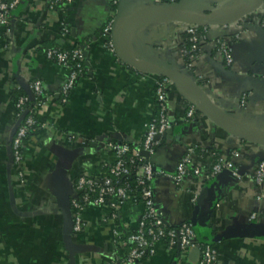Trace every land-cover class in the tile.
Returning <instances> with one entry per match:
<instances>
[{
	"label": "crops",
	"instance_id": "0c3cea01",
	"mask_svg": "<svg viewBox=\"0 0 264 264\" xmlns=\"http://www.w3.org/2000/svg\"><path fill=\"white\" fill-rule=\"evenodd\" d=\"M153 1L118 0L115 5L113 0H72L61 17L49 9L47 0H21L11 11L9 24L0 28V264H125L127 248L116 243L113 221L100 206L87 205L81 211L84 225L73 235L79 250L71 255L64 249L57 230L60 214L46 180L59 150L73 155L68 172L73 184L80 175L103 173L104 164L114 158L108 142L131 148L141 143L147 123L156 114L155 87L160 76L122 63L109 50L102 29L118 11L111 34L115 39L125 16ZM244 1L176 3L187 10L218 15ZM262 10L229 25L198 27L202 28L200 46L191 65L183 54L188 25L179 22L150 16L140 19L127 38L128 50L139 60L185 72L230 121L264 133ZM64 26L66 34H62ZM218 39L231 48L230 63L219 51ZM51 46H77L85 52L84 73L63 105L60 90L68 70L45 56ZM35 79L41 81L48 102L37 114L40 130L24 143L20 178L19 167L8 162L7 155L10 131L17 121L12 91ZM169 84L165 105L172 132L157 141L150 158L155 172L150 181L152 199L159 216L174 228L192 223L200 239L237 234L212 243L217 264H264V235L247 234L264 227V183L257 185L252 177L264 147L222 131L180 85L170 80ZM243 93L246 98L241 103ZM190 105L198 116L189 122ZM188 147H194L193 161L201 170L216 157L229 158L238 151L239 174L223 171L210 180L187 177L177 186L169 174ZM142 210L139 201L119 208L126 231L136 228ZM154 249L153 254L129 264H197L200 257L196 248L181 250L177 240L172 246L158 242Z\"/></svg>",
	"mask_w": 264,
	"mask_h": 264
},
{
	"label": "built area",
	"instance_id": "2783aa9c",
	"mask_svg": "<svg viewBox=\"0 0 264 264\" xmlns=\"http://www.w3.org/2000/svg\"><path fill=\"white\" fill-rule=\"evenodd\" d=\"M21 0H0V28L6 27L10 21L11 11L17 7ZM118 0H113L116 5ZM49 9L55 13L58 10L54 5H68L72 0H47ZM155 3H169L175 4L176 0H154ZM260 9H263L259 16L260 26L264 29V1ZM259 9V10H260ZM115 15L108 18L105 26L102 29V35L106 39V44L109 50L115 53L113 40L111 34L114 28ZM205 28V27H204ZM203 28V30H204ZM68 29L62 27V34H66ZM186 32L190 35L191 45L188 51L183 49V54L187 52L189 65L194 59L196 52H198L201 40V32L198 26L188 25ZM217 46L222 53L226 63L231 61V48L224 39H218ZM45 56L52 61L64 66L68 70V75L65 82L61 86L59 103L63 105L69 92L78 82L82 72V61L84 59L82 50L75 46L71 49H52L48 48L45 51ZM71 61V62H70ZM74 61V62H72ZM169 80L166 78H159L156 81L155 87V105L157 117H153L146 125L144 137L141 143L136 148H131L123 143L108 142L107 147L113 151L114 158L111 162H107L104 166L108 169L110 175L117 179L118 183H114L110 177L100 174L97 177L90 175H80L73 182V194L71 196V208L73 210L74 232H78L83 228V221L81 211L87 205H94L104 207L108 211V217L113 221L118 216L119 208L123 204L135 201L141 202L143 210L141 211L136 228L128 231L126 240L120 239L122 235L118 226L113 225V235L118 246L125 247L128 242L132 247L127 251V258L124 263H132L140 259L144 254H153L154 246L158 242L166 241L172 246L179 240L181 250L196 248L199 251V260L197 264H217L218 253L217 249L208 241H202L190 222H183L178 227L169 229L164 228L166 223L162 221L159 216L152 199V188L150 181L154 176V167L150 159L139 155L140 150H147L151 155L154 151L157 141L153 138L158 133H163L172 125L166 116V94L169 87ZM28 88L32 95L34 108L30 114L26 111L20 124L18 125L15 134L12 138L11 149L13 156V163L19 167L18 176L23 178V154L22 148L26 141L27 133L33 129L35 123H38V111L48 102V97L43 91L40 80L35 79L28 83ZM246 94L241 95V103H244ZM29 101L28 95H22L17 98L15 106V117L18 120L24 110L25 103ZM194 107L189 106L186 111V118L190 122L193 120ZM35 116V117H34ZM129 158L126 160L124 157ZM194 147H188L175 164L174 170L169 177L178 186L187 177L203 178V180H210L212 177L220 174L223 171H231L233 175H238L239 171L235 166V160L239 157L238 151H233L229 158L218 156L212 164L205 170H201L194 164L193 161ZM138 162L133 169L135 180L140 187V199L136 201L133 197V190L128 187L126 179L131 173V166L128 163H133L134 160ZM130 166V167H129ZM252 177L257 185L264 183V159L259 160L252 170ZM255 214L251 215L254 218ZM148 225V227H146Z\"/></svg>",
	"mask_w": 264,
	"mask_h": 264
},
{
	"label": "water",
	"instance_id": "95a60500",
	"mask_svg": "<svg viewBox=\"0 0 264 264\" xmlns=\"http://www.w3.org/2000/svg\"><path fill=\"white\" fill-rule=\"evenodd\" d=\"M263 0H245L240 5L230 9V11L223 14H212L204 12H195L192 10H187L182 8L177 3H155L150 2L149 4L143 6L141 9L131 12L125 16L124 21L120 24L116 38L113 39L115 54L119 60L134 68L137 71L143 73L156 74L160 77L166 78L173 83L180 85L191 97V102H193L201 111H203L209 120L222 131L235 136L243 141L249 142L254 145L264 147V133L250 130L246 127L237 125L230 121L226 116H224L215 104L212 102L211 98L207 92L188 74L180 71L174 67L154 64L144 60H139L129 53L127 38L130 34L132 27L140 20L146 16L152 18H159L163 20L179 22L187 25H195L198 27L206 26H225L237 22L242 17L247 15L252 11H257L261 8ZM117 14H115V22H117ZM85 55V52H83ZM29 100L31 101L30 107L33 104L32 95L27 86L22 87ZM26 110L23 112L22 116L13 125L7 146L8 162H13L11 142L15 134V131L20 124ZM172 132V128L167 129L163 133H158L154 136L153 140L158 141L162 137H169ZM139 155L150 159L151 154L147 150H140ZM264 156L261 157V160ZM73 161V155L65 149L59 150L56 155L55 162L52 166L51 172L47 177L46 183L50 188L51 194L54 198L55 205L59 211L61 224H60V236L61 243L64 249L70 253L74 254L79 250L78 245L73 241L74 235V221L71 208V196L73 194L72 180L68 176L69 169ZM248 235H264V227H258L247 232ZM237 234L225 233L218 235H207V240L209 243H214L215 241L222 240L224 238L235 237ZM177 245H179V240H177ZM180 246V245H179Z\"/></svg>",
	"mask_w": 264,
	"mask_h": 264
},
{
	"label": "trees",
	"instance_id": "16d2710c",
	"mask_svg": "<svg viewBox=\"0 0 264 264\" xmlns=\"http://www.w3.org/2000/svg\"><path fill=\"white\" fill-rule=\"evenodd\" d=\"M64 6H66V5H61V4H56V5H54V8L56 9V10H58V13L61 15L62 14V12L64 11V9H65V7ZM113 7H115V5H112V8ZM207 13V12H206ZM63 15H61V17H62ZM64 18V17H63ZM203 28V27H202ZM202 28H199V29H202ZM190 35L189 34H184L183 35V39H184V45H185V50L186 51H188V49H189V47H190V45H191V41H190ZM50 48H52V49H59V47L58 46H51ZM184 57H185V60H186V64H187V62H188V55H187V52L184 54ZM71 62V61H70ZM72 62H74V61H72ZM82 72H81V75H83V73H84V59H83V61H82ZM162 78V77H161ZM26 94V92L24 91V89H15V90H13L12 91V97L14 98V104L16 103V100H17V98L18 97H20V96H22V95H25ZM30 104H31V101L29 100V101H27L26 103H25V105H24V110H26V111H29L28 112V114H30L31 112H32V110L34 109L32 106L30 107ZM33 105V104H32ZM157 113L155 114V116L154 117H157ZM197 116H198V113L197 112H194V120L197 118ZM35 117V116H34ZM37 118V117H36ZM40 122L38 121V123H35L34 124V126H33V129L32 130H30L28 133H27V136H26V140L29 138V136H32L34 133H36V132H38L39 130H40ZM23 151H24V148H22V154H23ZM128 157V155H126V157H124L126 160H128L129 158H127ZM137 161H136V159L134 160V162L133 163H128L130 166H131V173H130V175L126 178V179H124L126 182H127V184H128V187L130 188V189H132L133 190V197H134V199L136 200V201H138L139 199H140V187L137 185V183H136V180H135V176H134V173H133V169H134V167L137 165ZM129 166V167H130ZM103 175H105L106 177H110L112 180H113V182L116 184V183H118V181H117V179L116 178H114V177H112L111 175H110V173L108 172V169L105 167L104 168V170H103ZM72 212H73V210H72ZM60 223V222H59ZM114 224H115V226H118L120 229L119 230H121V234L122 235H120V239L121 240H125V241H127L126 240V238H127V235H128V231H126L125 229H124V227L122 226V224H121V221H120V219H119V217L117 216V217H115V219H114ZM146 227H148V225H146ZM164 228L168 231L169 229H172V228H174V227H170V226H168V225H164ZM57 230L58 231H60V225L58 224V227H57ZM165 240L166 241H164V242H166L167 243V240H168V238H165ZM202 241H205V242H207L208 240H206L205 238H202ZM125 247L127 248V251L132 247V244H130V243H126L125 244ZM149 254H144L140 259H138V260H135L134 262H137V261H139V260H141V259H144V258H146L147 256H148ZM126 258H127V256H124V258H123V263H124V261H126Z\"/></svg>",
	"mask_w": 264,
	"mask_h": 264
}]
</instances>
